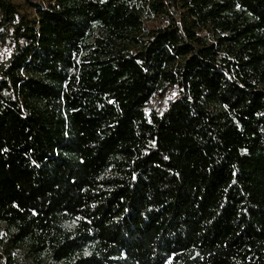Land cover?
Masks as SVG:
<instances>
[{
	"label": "trees",
	"instance_id": "1",
	"mask_svg": "<svg viewBox=\"0 0 264 264\" xmlns=\"http://www.w3.org/2000/svg\"><path fill=\"white\" fill-rule=\"evenodd\" d=\"M0 264H264V0H0Z\"/></svg>",
	"mask_w": 264,
	"mask_h": 264
},
{
	"label": "rangeland",
	"instance_id": "2",
	"mask_svg": "<svg viewBox=\"0 0 264 264\" xmlns=\"http://www.w3.org/2000/svg\"><path fill=\"white\" fill-rule=\"evenodd\" d=\"M173 94H175V93H173ZM153 104H155V100L151 103V105H153Z\"/></svg>",
	"mask_w": 264,
	"mask_h": 264
}]
</instances>
